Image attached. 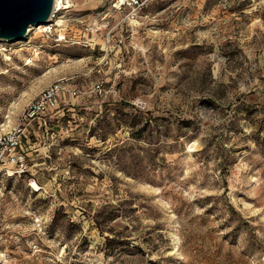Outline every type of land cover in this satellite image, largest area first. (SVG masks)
<instances>
[{"label": "rangeland", "instance_id": "rangeland-1", "mask_svg": "<svg viewBox=\"0 0 264 264\" xmlns=\"http://www.w3.org/2000/svg\"><path fill=\"white\" fill-rule=\"evenodd\" d=\"M62 2L0 42V136L66 91L0 165V264H264V0Z\"/></svg>", "mask_w": 264, "mask_h": 264}, {"label": "built area", "instance_id": "built-area-1", "mask_svg": "<svg viewBox=\"0 0 264 264\" xmlns=\"http://www.w3.org/2000/svg\"><path fill=\"white\" fill-rule=\"evenodd\" d=\"M55 12L52 13L51 20ZM64 90L59 84H55L42 91L37 99L28 105L20 123L9 132L0 136V165L12 162L16 165L17 172L23 173L25 171L24 154H19L20 151L22 152V123L37 120L40 127H45L51 116L59 110L62 104H65L66 91ZM67 92L71 96L77 95L75 91Z\"/></svg>", "mask_w": 264, "mask_h": 264}, {"label": "water", "instance_id": "water-1", "mask_svg": "<svg viewBox=\"0 0 264 264\" xmlns=\"http://www.w3.org/2000/svg\"><path fill=\"white\" fill-rule=\"evenodd\" d=\"M54 0H0V41H24L30 27L51 21Z\"/></svg>", "mask_w": 264, "mask_h": 264}, {"label": "bare ground", "instance_id": "bare-ground-1", "mask_svg": "<svg viewBox=\"0 0 264 264\" xmlns=\"http://www.w3.org/2000/svg\"><path fill=\"white\" fill-rule=\"evenodd\" d=\"M122 1L123 0H121V2ZM67 8H68V6H65V3L62 2V0H54V7H53L52 13H54L56 10L67 9ZM50 24H51V21L48 22V23H45L43 25L30 27L28 29V31H27V38L24 41H27L30 38V34H31L32 29H34L38 33L47 32V31H49L51 29V25ZM61 24H62L61 20L57 21V25H61ZM0 42H3V41H0ZM7 43H11V42L7 41ZM3 51H6V50L3 49ZM6 60H10V57L7 56ZM28 63H30V60L28 61ZM31 187L34 188V189H39L38 185H36V184H33Z\"/></svg>", "mask_w": 264, "mask_h": 264}, {"label": "trees", "instance_id": "trees-1", "mask_svg": "<svg viewBox=\"0 0 264 264\" xmlns=\"http://www.w3.org/2000/svg\"><path fill=\"white\" fill-rule=\"evenodd\" d=\"M113 243H114L113 239L106 237V245H111V244L113 245Z\"/></svg>", "mask_w": 264, "mask_h": 264}]
</instances>
